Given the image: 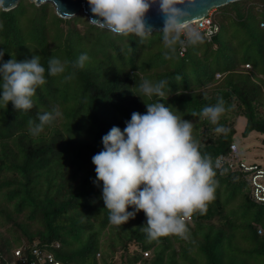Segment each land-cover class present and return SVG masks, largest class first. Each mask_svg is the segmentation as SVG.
<instances>
[{
	"label": "trees",
	"instance_id": "obj_1",
	"mask_svg": "<svg viewBox=\"0 0 264 264\" xmlns=\"http://www.w3.org/2000/svg\"><path fill=\"white\" fill-rule=\"evenodd\" d=\"M210 17L218 27L210 38L175 29L139 37L114 34L84 15L60 18L50 4L21 0L13 9L0 8V62L39 55L47 81L30 110L0 100V264H38L41 258L47 264L49 254L69 264H264V202L253 198V172L226 160L238 118L245 119L242 137L264 136V0L232 2ZM228 25L249 39L242 51L246 41L219 37ZM82 54L88 59L76 67ZM51 57L69 62L64 73L48 74ZM144 80L168 82L163 100L140 92ZM218 97L225 101L219 125L226 134L192 115ZM159 100L193 122V137L211 156L218 181L206 210L186 223V238L150 240L143 211L113 225L103 184L94 183L92 157L103 150L102 137L113 126L123 131L133 112L146 114L145 104ZM53 109L62 115L33 135L29 120L38 124L39 115Z\"/></svg>",
	"mask_w": 264,
	"mask_h": 264
},
{
	"label": "clouds",
	"instance_id": "obj_2",
	"mask_svg": "<svg viewBox=\"0 0 264 264\" xmlns=\"http://www.w3.org/2000/svg\"><path fill=\"white\" fill-rule=\"evenodd\" d=\"M87 2L91 20L101 28L114 34L139 37L150 33L144 17L155 0ZM159 4L166 15L165 25L180 23L183 10L177 7L175 0H159ZM3 56L4 52L0 51V61ZM87 59V55L82 54L75 66L83 67ZM68 63L51 57L47 72L51 76L62 74ZM45 71L39 55L21 62L15 58L0 62V100L5 107L11 102L16 110L32 109V97L37 88L47 82ZM180 79L176 76V80ZM167 83L144 80L139 90L146 97L158 96L163 100ZM161 100L145 104L146 114L133 112L123 131L113 126L102 137L103 150L92 157L94 183L103 184L102 199L109 210L110 223L121 226L143 211L147 218L144 231L150 240L168 235L186 238V219L197 211L206 210L218 186L211 156L201 153L199 142L193 137V122L183 119ZM225 112V101L218 97L215 105L205 106L200 113L192 115L207 118L217 125V133L226 134L229 130L219 125ZM61 115L59 110L53 109L39 115L38 124L29 120L30 131L33 135L39 134L46 124ZM129 206L134 211H127Z\"/></svg>",
	"mask_w": 264,
	"mask_h": 264
},
{
	"label": "water",
	"instance_id": "obj_3",
	"mask_svg": "<svg viewBox=\"0 0 264 264\" xmlns=\"http://www.w3.org/2000/svg\"><path fill=\"white\" fill-rule=\"evenodd\" d=\"M21 0H0V8L4 11L13 9ZM35 5L50 4L55 14L63 19L84 15L90 24L97 25L91 20L92 13L87 0H29ZM242 0H175L178 8L183 11L180 15V23L176 25H165L166 15L160 10L159 0L151 3L146 12L144 22L150 33L161 32L168 29H179V26L189 24L193 21L207 16L208 12L225 6L232 2ZM100 27V26H99Z\"/></svg>",
	"mask_w": 264,
	"mask_h": 264
},
{
	"label": "built area",
	"instance_id": "obj_4",
	"mask_svg": "<svg viewBox=\"0 0 264 264\" xmlns=\"http://www.w3.org/2000/svg\"><path fill=\"white\" fill-rule=\"evenodd\" d=\"M210 14L211 12L209 11L207 16L187 24L184 27V28L189 27L188 28L189 31L186 34L190 35L193 32L194 33L203 32L207 38H210V36H212L218 30L217 25L212 23ZM260 26L263 27L264 25L261 24ZM245 68H250V67L249 65H246ZM216 78L217 79L220 78V74H216ZM223 160L224 159L222 157L218 158L216 160V167H219ZM226 160L230 163L231 166L238 165L239 168L243 170V172H253L250 178L253 198L258 202H264V185L261 182V180H264V167L257 168L253 165H247L245 162L240 161L239 150L236 144H232L230 146V154ZM191 220L192 217L187 218L186 223L191 222ZM19 253H20L19 251L16 252V255H20ZM33 253H35L36 255L39 254V252L36 251ZM46 259L48 261L47 264H69V263H62L59 261H55L50 254L46 256ZM44 262L45 260L43 261L41 258L38 264H43ZM35 264L37 263L35 262Z\"/></svg>",
	"mask_w": 264,
	"mask_h": 264
},
{
	"label": "rangeland",
	"instance_id": "obj_5",
	"mask_svg": "<svg viewBox=\"0 0 264 264\" xmlns=\"http://www.w3.org/2000/svg\"><path fill=\"white\" fill-rule=\"evenodd\" d=\"M188 28H180L179 30L178 29L175 30L188 33L189 31ZM227 35H230L231 37H234L236 39L238 37L239 40L241 39V42L243 40L246 41V43L242 44L243 46L240 45V47L242 48V49L240 48L241 51L246 47L247 44L250 43L249 39L246 37V34L243 32V30L235 26L230 25L229 27H227L225 29V32L219 34V37L222 39V37H226ZM244 125H245L244 118H238L236 120V134L234 136V142L239 147L240 154L243 155L244 160L247 164L248 163L251 164L255 162L261 165L262 167H264V145L262 144V139L264 138V136L257 133H251L246 138L242 137L241 132L243 131ZM262 183L264 185V181Z\"/></svg>",
	"mask_w": 264,
	"mask_h": 264
},
{
	"label": "bare ground",
	"instance_id": "obj_6",
	"mask_svg": "<svg viewBox=\"0 0 264 264\" xmlns=\"http://www.w3.org/2000/svg\"><path fill=\"white\" fill-rule=\"evenodd\" d=\"M187 25V24H186ZM186 25L179 26L178 28H184Z\"/></svg>",
	"mask_w": 264,
	"mask_h": 264
}]
</instances>
